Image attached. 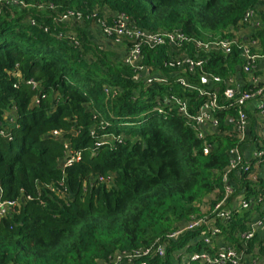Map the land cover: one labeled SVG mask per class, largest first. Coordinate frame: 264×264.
<instances>
[{"label":"trees","instance_id":"16d2710c","mask_svg":"<svg viewBox=\"0 0 264 264\" xmlns=\"http://www.w3.org/2000/svg\"><path fill=\"white\" fill-rule=\"evenodd\" d=\"M21 1L31 7L0 6V187L3 199L23 201L0 220V264L110 262L117 254L132 255L152 247L192 217L203 215L215 219L221 245H216L217 239L212 246L205 243L202 236L211 234L208 226L170 242L164 257L112 264H174L173 255L179 250L191 253L188 257L215 254L222 245L243 254L242 264L263 259L264 230L250 240L247 237L251 223L264 220L261 207L233 211L232 206L240 196L252 199L264 194V174H257L258 181L253 182L249 173H232L234 193L224 206L231 207L229 218L224 222L214 213L224 198L229 152L237 146L245 161L254 163V143L259 144L252 118V139L239 143L234 137L213 133L207 138L210 154L205 155V141L169 103L171 95L188 100L191 114L203 104L198 93L178 83L176 68L168 66L170 49L142 47L143 65L160 71L167 81L148 86L151 70L138 74L124 58L98 45L90 30L95 26L106 39L102 25L123 14L152 32L224 38L247 11L257 8L259 0ZM40 5H53L55 11L38 10ZM67 12L81 14L82 20L71 24L56 20L58 13ZM253 36L260 39L264 53V26ZM118 46L128 49L127 43ZM184 50L192 58L198 54L191 45ZM201 57L202 71L183 74L196 86L210 87L203 74L223 81L239 71L244 74L237 49L229 56ZM31 80L38 83L37 90L28 83ZM225 87L222 83L213 88H220L222 94ZM240 88L254 90L250 84ZM107 89H115V94ZM35 97L42 98L39 104L34 103ZM12 111L16 116L10 124L5 116ZM217 116L220 130L232 132L236 109ZM4 130L12 133L11 141L1 135ZM54 131L65 132L66 142L54 138ZM108 137L113 140L105 142ZM65 144L81 156L70 167L63 164ZM260 168L264 172V165ZM110 175H115L111 187L95 182ZM212 194L216 199L211 211L201 213L200 206ZM188 264L201 263L188 260Z\"/></svg>","mask_w":264,"mask_h":264},{"label":"built area","instance_id":"2783aa9c","mask_svg":"<svg viewBox=\"0 0 264 264\" xmlns=\"http://www.w3.org/2000/svg\"><path fill=\"white\" fill-rule=\"evenodd\" d=\"M11 5L18 6L23 9H28L31 5L26 4L21 0H0V6ZM38 10L49 9L55 11L53 5H40ZM264 0H259L257 8L246 12L243 20L240 22L237 28H231L229 32H226V37H215L208 35L205 37H188L180 32H152L140 28L136 22L130 20L127 16L121 14L116 15L111 24L102 25V33L106 39L113 40L116 44L122 45L127 43L128 49L123 62L126 65L131 66L135 72L141 73L145 70H151L153 74L146 80V84L149 86L152 83L167 84L166 78L162 77L160 71L154 70V68H147L143 65L142 47L149 49H156L159 47H167L170 49V61L168 66L170 68H176L177 81L181 86L192 92H196L203 99L202 106L196 113H190L188 100L182 99L176 95L169 97V103L178 108L180 115L184 117L188 125H190L197 133L199 139L205 141L204 154L209 155L211 146L207 144V138L213 133L218 135L234 137L239 143H243L252 139L250 137V118L248 116V109L252 103L256 106L255 114L258 120V127L254 128L257 137L258 144H255V149L252 153L253 164L245 161L241 148L235 147L229 152V164L224 170L223 180L226 185L224 198L218 202L214 208V213L217 214L216 218L226 222L229 218L231 210H224V206L233 196V186L230 183V177L234 172L249 173V179L253 182H257L258 175L256 169L264 165V82L261 77L257 75L258 61L264 60V53L261 52L260 39L254 37L256 30L264 26ZM61 23L71 24L73 21L80 22L82 15L74 12L58 13L56 18ZM29 23L32 26L36 25L34 19L29 18ZM244 28L251 29L252 33L248 38H243L240 35V31ZM47 32L48 29H45ZM73 43L78 45L75 37H73ZM193 46L198 54L196 58L190 57L185 50L184 46ZM237 49L240 51L243 63L241 71L251 76L250 85L254 87V90L243 91L240 87H244L247 84L238 83L235 77H231L226 81H223L220 77L211 74H203V81H208L210 87L202 88L191 84L188 79L183 76L184 72H188L192 75L202 71L204 59L201 54L207 55L212 53L223 54L229 56L233 51ZM200 69V70H199ZM34 90H37L38 83L31 80L28 82ZM224 83L226 85L222 94L220 88H213L215 85ZM115 89H107L106 92L114 93ZM42 98L35 97V104H39ZM158 104L160 103L157 100ZM236 109L237 116L232 119L233 130L232 132H222L220 130V119L218 118V112L228 109ZM157 110V109H156ZM163 109H159L162 113ZM15 122V121H14ZM1 135L11 141L13 139L12 133L4 130ZM66 133L63 131H54L52 136L54 138H60L65 140ZM112 137L104 138L105 142H111ZM66 140L64 141V143ZM103 142V143H105ZM66 153L64 157V167H70L75 161L81 159L80 154H75L71 151L69 144H65ZM252 167L254 171H252ZM98 184H105L107 187L113 186L115 182V175L109 177H100L95 180ZM66 189L61 191L62 195L66 194ZM32 198L28 196L27 200ZM235 201V200H234ZM23 201L16 200L10 201L3 199V190L0 187V220L8 217L13 213L16 208H20ZM254 206H260L264 213V194H260L255 198L246 199L243 196L238 197L235 204L232 206L233 211L249 210ZM211 230L210 235H204L202 238L205 243L210 246L220 236L221 229L215 226V219H211L208 216H194L192 219L181 228L169 233L166 238L158 240L152 247L138 250L132 255L117 254L115 259H111L110 262H103V264L120 263L123 260L132 262L134 258L150 257L152 255L158 257H164L166 254V248L173 240H178L185 232L200 230L204 227H208ZM252 231L248 234V239L254 238V235L259 230H264V220H256L250 225ZM264 241V240H263ZM264 245V242H263ZM190 262H200L201 264H242L243 254L237 252V250L229 245L220 246L215 254L208 252L195 253L188 257Z\"/></svg>","mask_w":264,"mask_h":264},{"label":"crops","instance_id":"0c3cea01","mask_svg":"<svg viewBox=\"0 0 264 264\" xmlns=\"http://www.w3.org/2000/svg\"><path fill=\"white\" fill-rule=\"evenodd\" d=\"M90 30H91V32L92 33H94V36L95 35H98V37H97V39L100 41V40H104V41H107V42H110L109 40H107V39H104L102 36H100L101 34L98 32V29L97 28H95V26H92L91 28H90ZM251 33H252V31H251V29H248V28H244V29H242L241 31H240V35L243 37V38H248L250 35H251ZM96 38V36L94 37V39ZM96 41V40H95ZM96 43H97V41H96ZM112 43V42H111ZM98 44V43H97ZM112 44H114V43H112ZM98 45H100V44H98ZM114 45H116V44H114ZM102 48H105L106 50H108V49H111L110 47H104V46H102V45H100ZM118 48H120V51H119V54L117 53L116 54V57L119 59H123L125 56H126V48H125V46H118V45H116ZM122 49V50H121ZM113 52V51H112ZM258 72H257V75H259L260 77H261V79H262V81L264 82V60H260V61H258ZM235 77V79H236V81L238 82V83H242V84H244V83H246V84H249V82L251 81V76H247V75H244V74H241L240 73V71L234 76ZM209 85H211V84H209ZM256 106V104L255 103H252L250 106H249V109H248V112H249V117H251L252 118V121H253V126H254V128H257L258 127V118H257V116H256V114H255V109H254V107ZM11 114L14 116V118H15V116H16V114H15V111H12L11 112ZM9 117H10V115H6L5 116V119L10 123V124H13L14 123V120H12V119H9ZM255 119V120H254ZM256 174H259V175H263L264 174V172H263V169L262 168H259V169H256ZM213 199H216V195H214V194H212V195H209L204 201H203V203H202V205L200 206V211H202L201 213H204V214H206V213H208V212H210L211 211V208H212V206H213V203H214V201H213ZM208 204H210V206L208 207ZM206 207V210L204 211V208ZM217 241H218V243H217ZM216 245L218 246V245H221V242L217 239L216 240ZM223 246V245H222ZM245 256V255H244ZM260 258V257H259ZM246 260H248L247 259V257H246ZM261 258L259 259V262L257 263V264H261ZM247 262V261H246Z\"/></svg>","mask_w":264,"mask_h":264},{"label":"rangeland","instance_id":"374dc122","mask_svg":"<svg viewBox=\"0 0 264 264\" xmlns=\"http://www.w3.org/2000/svg\"><path fill=\"white\" fill-rule=\"evenodd\" d=\"M95 36H96L95 40L97 41L98 44H100V45H102L104 47H107L108 46V47L111 48V49H108V51H113L114 53H116V54L118 53L119 54L120 48H118L116 45L112 44L111 42H107V41H104V40H100L99 41L97 39L98 35H95ZM9 115H10L9 119H12V120L15 119L14 116L11 113H9ZM213 201H215V199H213ZM235 202H236V200L233 201V204H235ZM209 206H210V204H208V207ZM230 208H231L230 206H229V208L224 207V210L225 209L229 210ZM205 210H206V207L204 208V211ZM200 212H202V211H200ZM189 254H191V253H188L184 249L175 252L174 255H173L174 256L173 263L174 264H188V255ZM246 263H244V264H246ZM101 264H103V262H101ZM261 264H264V258L261 260Z\"/></svg>","mask_w":264,"mask_h":264},{"label":"water","instance_id":"95a60500","mask_svg":"<svg viewBox=\"0 0 264 264\" xmlns=\"http://www.w3.org/2000/svg\"><path fill=\"white\" fill-rule=\"evenodd\" d=\"M204 82L208 83V81L204 80Z\"/></svg>","mask_w":264,"mask_h":264}]
</instances>
